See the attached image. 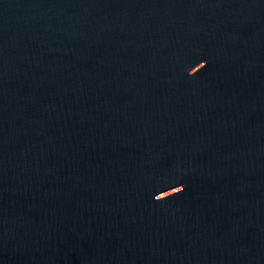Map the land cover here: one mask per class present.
<instances>
[{"label": "water", "instance_id": "obj_1", "mask_svg": "<svg viewBox=\"0 0 264 264\" xmlns=\"http://www.w3.org/2000/svg\"><path fill=\"white\" fill-rule=\"evenodd\" d=\"M0 264H264V0H0Z\"/></svg>", "mask_w": 264, "mask_h": 264}]
</instances>
